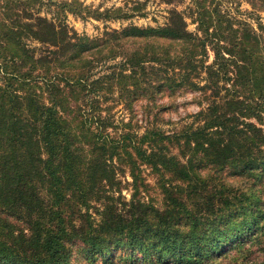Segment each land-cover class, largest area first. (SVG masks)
<instances>
[{
  "label": "trees",
  "instance_id": "obj_1",
  "mask_svg": "<svg viewBox=\"0 0 264 264\" xmlns=\"http://www.w3.org/2000/svg\"><path fill=\"white\" fill-rule=\"evenodd\" d=\"M33 1L0 0V264H74L65 250L72 236L90 250L117 237L129 246L151 247L158 261L206 263L221 246V210L241 208L236 200L256 196L253 188L230 193L235 189L221 182L209 187L194 175V164L210 161L245 177L263 175L264 24L255 29L234 19L222 10V0H190L186 15L170 7L163 25L129 24L89 38L63 17L35 11ZM71 1L61 0V8ZM128 37L139 46L122 54L134 84L148 69L155 91L165 85L202 89L198 102L205 105L196 121L174 134L180 155L154 132L122 127L109 133L110 120L101 112L78 124L68 117L87 103L93 66L106 58L104 52L117 54L110 42ZM122 75L114 68L105 77L119 85ZM124 161L156 172L162 208L135 196L133 169V192L120 199L117 166Z\"/></svg>",
  "mask_w": 264,
  "mask_h": 264
},
{
  "label": "rangeland",
  "instance_id": "obj_2",
  "mask_svg": "<svg viewBox=\"0 0 264 264\" xmlns=\"http://www.w3.org/2000/svg\"><path fill=\"white\" fill-rule=\"evenodd\" d=\"M32 3L35 11L40 10L49 17L59 15L80 35L94 38L104 36L106 30L121 29L129 24L141 27L163 25L170 7L175 6L185 12L190 0H72L64 8L60 6L61 0H34ZM221 8L233 18L249 22L255 29L264 24V6L258 0H222ZM186 20L188 28L195 31L196 23L190 16H186ZM29 42L32 46L41 45L39 41ZM164 42L173 45L170 49L176 47L174 41ZM110 43L111 52L117 54L108 57L104 52L106 58L93 66L89 76L93 84L89 86V94H86L87 103L81 105V112L78 113L75 109L69 115H64H68L73 123L78 124L81 118L90 122L94 113L101 112L102 115H108L110 120L109 133L117 134L122 127L137 128L138 133L147 131V135L154 132L171 152L180 155L176 142L179 136L174 134H179L188 124L196 121L195 114L205 105L198 102L202 89L184 85L169 88L165 85L162 90L155 91L148 82V69L141 82L136 85L132 68L130 69L131 64L123 62L125 55L122 54L128 55L135 50L134 48L139 47L138 42L128 37L119 41L112 40ZM206 58L208 61L212 59L211 50ZM19 59L16 56L13 60L22 62ZM114 68L122 70L119 85H114V82L105 77ZM160 80L164 81V78ZM198 81L201 84L203 78H198ZM137 165L129 168L124 161L117 166L120 199L128 200L133 192L130 174L133 169L137 174L139 187L138 192H134L135 196L162 208L164 199L156 172L146 164ZM194 165V175L204 178L209 187L221 182L235 189L230 193L250 191L253 188L256 196V200H236L237 205H242L241 208L233 205L231 211L221 210L217 217V227L222 234L221 246L218 252L208 256L204 264H261L264 249L259 240L264 239V212L259 210V206H264V172L261 177H245L231 165L221 168L215 163L203 160H196ZM114 195L118 193L115 192ZM93 211L94 208L91 207L90 212L96 217L97 214ZM77 223L76 220L75 224ZM248 225L251 227L248 228ZM118 239L108 238L101 250H90L86 242L72 236L67 238L65 250L74 264H175L166 258L158 261L156 252L149 246H129Z\"/></svg>",
  "mask_w": 264,
  "mask_h": 264
}]
</instances>
